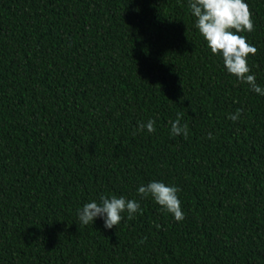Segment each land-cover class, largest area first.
Here are the masks:
<instances>
[{"label": "trees", "instance_id": "1", "mask_svg": "<svg viewBox=\"0 0 264 264\" xmlns=\"http://www.w3.org/2000/svg\"><path fill=\"white\" fill-rule=\"evenodd\" d=\"M245 2L264 88V0ZM150 181L180 189L183 221L137 194ZM101 195L142 214L81 225ZM0 264H264V95L188 0H0Z\"/></svg>", "mask_w": 264, "mask_h": 264}, {"label": "clouds", "instance_id": "2", "mask_svg": "<svg viewBox=\"0 0 264 264\" xmlns=\"http://www.w3.org/2000/svg\"><path fill=\"white\" fill-rule=\"evenodd\" d=\"M188 8L195 19V27L199 34L206 41L211 53L222 58L227 72L240 82L249 85L254 93L264 95V88L257 84L256 77L247 63L249 54L255 55L258 49L247 42L246 36L240 35V33L255 30L252 13L245 0H188ZM242 112L243 109L238 108L235 114H229L228 118L236 122L240 119ZM181 120L182 114L178 113L174 121H169L171 135H183L187 138L188 125L182 124ZM144 129H147L149 133L155 132V120L138 123L137 131ZM208 138L214 137L208 133ZM179 192L178 187L166 185L162 181H150L137 188V194L141 198L151 197L177 222L185 219ZM125 213L128 220L134 219L137 213L142 214L140 202L124 196L101 195L99 202L94 200L79 208L77 217L80 224L84 226L93 224L96 218H101L104 221V227L112 229L114 226L117 228L125 218ZM156 227L160 228V225Z\"/></svg>", "mask_w": 264, "mask_h": 264}]
</instances>
